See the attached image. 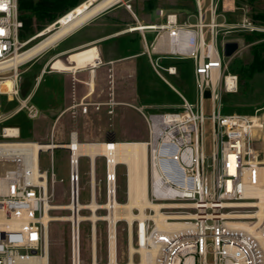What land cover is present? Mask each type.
Segmentation results:
<instances>
[{"label":"built area","instance_id":"2783aa9c","mask_svg":"<svg viewBox=\"0 0 264 264\" xmlns=\"http://www.w3.org/2000/svg\"><path fill=\"white\" fill-rule=\"evenodd\" d=\"M220 1L210 0L205 8L204 0H193L195 22L190 21L195 13L185 14L183 19L177 10L160 8L162 22L131 28L154 31L150 44L153 50L165 42L160 53L192 58L198 95L191 101L174 88L181 101L173 109L161 112L139 109L149 131L146 141L149 197L166 205L161 210L168 214L166 221L170 223L161 228L156 220H135L139 245H146L151 257L156 252L154 264H264L260 241V236H264V217L259 221L253 215L259 209L256 202L264 196V104L253 113L224 111V93L238 90L239 76L229 68L230 60H225L224 41L223 50L219 48L221 34L264 32V24L248 16L238 22L217 21ZM22 27L19 0H0V264H49V224L44 217L60 209L54 208L53 202L57 182L53 150L62 147L57 144L48 148L43 141L21 140L18 126L2 125L10 116L4 113L3 98L18 100L13 113L26 109L29 118L40 114L35 104H28L31 95L21 96V68L37 56L13 63L15 56L35 38L22 39ZM151 62L168 83L162 71L177 73L175 65H163L160 57ZM205 99L212 103L210 115L205 113ZM89 106L90 103H83L82 111L87 113ZM207 118L212 123L211 154L206 153L204 146ZM56 139L53 125L47 142H61ZM43 151L51 152L50 172L41 168ZM71 157L70 154V201L79 204L80 160L74 168ZM106 170L107 198L111 195L116 198V169ZM95 177L92 167V199L97 194ZM191 208L195 211L191 212ZM68 210L74 212V208ZM239 220H245L246 225L232 224ZM127 229L133 235L134 223L130 230L128 222ZM73 236L72 231V264Z\"/></svg>","mask_w":264,"mask_h":264},{"label":"rangeland","instance_id":"374dc122","mask_svg":"<svg viewBox=\"0 0 264 264\" xmlns=\"http://www.w3.org/2000/svg\"><path fill=\"white\" fill-rule=\"evenodd\" d=\"M85 1V0H84ZM126 1V0H125ZM166 5L165 11L170 9L177 10L182 18H185V14L195 13L190 17V21H197L196 10L193 0H163ZM210 0H204V7L207 8ZM83 2V1H82ZM172 5V7H171ZM256 12L264 13V0H221L218 8L217 21H231L238 22L244 17L248 16L252 18V14ZM209 19V13H207V20ZM49 24L42 31L38 32L32 43L41 38L42 32H49L55 25H59L57 22ZM254 21V20H253ZM260 23V21H254ZM264 24V23H261ZM259 24V25H261ZM261 34V37L256 41H248L245 34ZM263 34V35H262ZM23 39V38H22ZM264 39L263 31H249V32H232L226 35L219 36V48L223 50V41H238L239 52L232 58L225 56V60L229 61V68L236 72L239 76L238 90L234 92L224 93L225 108L224 111L232 112L237 111L239 113H253L255 108L264 104V70L256 71L252 77H249L247 71H245L246 63L252 57V46L256 42H261ZM51 53L45 55L40 62L31 60L25 64L22 69L21 81L24 85H30L29 94L31 98L28 100V104H35L40 109L38 117L29 118L26 115V109L17 113H13L14 109L18 106V100L7 101L3 98V110L5 114H10L9 118L5 120L2 125H15L20 129L21 140H38L47 142L51 139L52 125L61 109V101H58V89L61 85L62 76L58 72H48L44 75V79L37 84L38 76L44 66V62L50 56ZM145 58V57H144ZM187 63L180 65V72L177 75L166 74L167 79L171 84L182 94H184L189 100L195 101L198 97L196 92V85L193 71V60H187ZM158 82L157 88L161 90L167 100L178 102V97L175 90L164 80L155 79ZM161 82V83H160ZM22 97H25L21 93ZM205 113L211 114L212 103L209 99L204 100ZM131 116L130 129L140 131L146 136V123L143 121L141 113L134 109H129ZM13 113V114H12ZM93 114L91 117H86L89 123H86L85 133L90 134L92 130L91 121H94L95 133H100L99 126L105 123H110L113 119H109L106 115ZM62 123L65 124L66 130L65 139H69V129L73 127L75 123V117H69L68 115L61 118L57 128V139L61 141V129ZM258 133V132H257ZM0 139H2L0 137ZM79 139L82 141L93 142L99 141L93 138L84 140L83 132L79 134ZM204 146L207 154H211L212 151V123L211 119L207 118L204 123ZM106 157L100 156L96 160V179L95 186L97 190L96 197L97 202L104 204L108 201L106 195L107 187V170H106ZM40 165L43 170L51 171V152L43 151L40 157ZM53 165L57 176V182L55 186L54 204L59 205L62 203H68L70 201V149L68 147L55 148L53 150ZM89 157L87 155L80 156V172H81V193L80 202L88 203L92 201L91 196V180L89 175ZM126 164L120 162L117 166V194L116 198L119 202H126L129 197L128 191V174ZM194 212V209H189ZM136 212H138L136 210ZM149 212V211H147ZM80 213L89 216L87 220L81 221L79 224L80 235V251L81 260L80 264H93V261L99 264H107L110 261V236H111V222L109 218H106L110 214V209L107 207L99 208L97 210V219L91 217L92 211L88 208L80 210ZM51 216L55 219L49 223V264H72V222L71 220L57 219L60 216L71 215L68 209H54L51 211ZM108 214V215H107ZM102 217V218H101ZM94 222V223H93ZM138 222H134V234L132 235L133 244L138 247L140 238L138 231L136 230ZM74 226V223H73ZM128 220L120 217L115 225L116 235V260L119 264H126L129 261V242L130 235L128 233ZM95 245V246H94ZM211 259V257H209ZM95 259V260H94ZM142 260V254L135 252L134 261L140 262Z\"/></svg>","mask_w":264,"mask_h":264},{"label":"crops","instance_id":"0c3cea01","mask_svg":"<svg viewBox=\"0 0 264 264\" xmlns=\"http://www.w3.org/2000/svg\"><path fill=\"white\" fill-rule=\"evenodd\" d=\"M123 2L101 12L34 58L40 62L45 55L51 53L43 63L36 85L48 72H58L62 76L57 98L62 104L53 123L55 134L64 116L75 117V123L69 129V139H65L67 129H64L65 124L62 123L61 142H70L74 138L80 142H87L79 139L81 131L84 140L90 138L99 140L93 142L147 141L148 126L139 109L144 108L146 112H161L173 109V106L181 101L167 100L161 90H158V82L155 79L164 78L157 73L151 60L160 57L163 65L177 67L176 74L162 71L167 79L166 74H179V66L193 59L160 53L161 48L165 47V42L153 50L150 44L155 37L154 31L131 29L139 24L162 22L163 17L159 15L158 10L165 9L167 3L163 0ZM172 10L174 9H170ZM169 83L171 84L170 81ZM171 87L175 88L173 85ZM83 103H90L87 113L82 111ZM97 104L99 108L96 107ZM129 109H134L143 116L147 126L146 136L140 131L130 129L132 120ZM94 113L107 115L110 120L113 119L110 123L99 126L98 135L95 133L94 121H91L93 125L90 134L85 133L86 123H89L86 117H91ZM100 156L105 155H97L93 161L88 156L89 175L93 167L96 176V160Z\"/></svg>","mask_w":264,"mask_h":264},{"label":"bare ground","instance_id":"6f19581e","mask_svg":"<svg viewBox=\"0 0 264 264\" xmlns=\"http://www.w3.org/2000/svg\"><path fill=\"white\" fill-rule=\"evenodd\" d=\"M123 1L125 0H85L81 2L59 18L57 21L59 25H55L47 33L42 32L40 34L41 38L32 45H29L23 52L18 53L13 59V63L18 64L19 62L32 59L42 52L47 51L48 48L52 47L67 35L92 20L102 11H105ZM10 131L16 130L10 129ZM57 144H60V147H68L70 149L74 168L77 167L80 156L82 155L90 156L92 161L97 155H105L107 157V168H109L111 172L116 168L119 162L126 164L128 169L129 197L126 202H119L117 198H114L113 195H111L110 199L104 204L97 202L93 198L92 201L88 203H82L79 200V204H76V202L73 203L69 201L68 203H62L54 207L61 209L74 208L73 214L57 218L60 220H71L74 223V264H79V224L81 221L90 218L89 216L81 214L79 209L89 208L92 211L91 217L93 219L100 217L97 213L99 208L107 207L110 209V214H107L108 216L106 217L109 218L111 222L110 261L107 264H119L116 260L117 251L115 235V225L118 218H126L129 222L130 230L133 229V221L135 220H140V222H145L147 219L156 220L158 226L161 228L170 225V223L166 221L168 214L161 210V208L166 205L152 201L149 197L148 148L146 141L80 142L74 138L70 142H54V144L46 142L45 146L51 148L58 146ZM112 185L113 184L111 183V186ZM261 197V201L256 202L259 209L253 213L254 216L259 217V221L264 217L263 194ZM146 209H152V212H146ZM136 210L138 212H136ZM53 219L55 218H52L50 214H47L44 217V222L48 225ZM246 223L245 220H239L232 224L246 225ZM174 225L178 226L179 224L175 223ZM260 241L264 247L263 235L260 236ZM135 252L142 254V260L140 262L134 261ZM155 253L156 252L153 251V257L149 256L148 248L144 244L136 247L132 241V233H130L129 261L126 264H154ZM43 261L47 263L46 258H44ZM93 264L99 263L93 261Z\"/></svg>","mask_w":264,"mask_h":264},{"label":"trees","instance_id":"16d2710c","mask_svg":"<svg viewBox=\"0 0 264 264\" xmlns=\"http://www.w3.org/2000/svg\"><path fill=\"white\" fill-rule=\"evenodd\" d=\"M82 1L84 0H19V14L23 21L20 37L26 39L37 34ZM252 18L254 21L264 23L263 12L253 13ZM245 36L252 42L258 40L261 34L247 33ZM251 53L252 57L245 67L249 77L256 71L264 70V40L254 43ZM29 89L30 85L21 84V93L25 96L29 94Z\"/></svg>","mask_w":264,"mask_h":264},{"label":"water","instance_id":"95a60500","mask_svg":"<svg viewBox=\"0 0 264 264\" xmlns=\"http://www.w3.org/2000/svg\"><path fill=\"white\" fill-rule=\"evenodd\" d=\"M238 49H239V42L238 41H227L224 44L225 56H228V57L232 56Z\"/></svg>","mask_w":264,"mask_h":264}]
</instances>
